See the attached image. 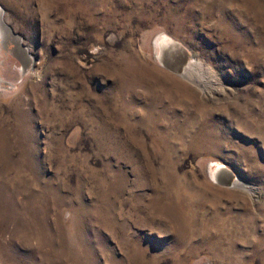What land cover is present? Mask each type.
<instances>
[{"label":"rangeland","instance_id":"374dc122","mask_svg":"<svg viewBox=\"0 0 264 264\" xmlns=\"http://www.w3.org/2000/svg\"><path fill=\"white\" fill-rule=\"evenodd\" d=\"M0 7V264H264V0Z\"/></svg>","mask_w":264,"mask_h":264},{"label":"bare ground","instance_id":"6f19581e","mask_svg":"<svg viewBox=\"0 0 264 264\" xmlns=\"http://www.w3.org/2000/svg\"><path fill=\"white\" fill-rule=\"evenodd\" d=\"M172 43L173 41H171L170 39H168L167 37H161L159 39H157L156 42V47L159 50L160 54L158 55L159 61L161 62V64H165V58L163 57V49L165 47L166 44ZM179 50H182V47H178L176 48ZM21 53L24 57H26V60H28V63L25 65V67L23 68V72H26V66H28L29 63H32L33 61V57H31L30 55V48L28 47H23L22 46V42L20 37H18L13 30L10 28V26L8 25L6 19H5V14H4V10L0 7V64L1 66H3L5 57L7 58L6 55H8V53H13L14 55H16L17 53ZM177 52V51H176ZM178 53V52H177ZM175 54V53H174ZM172 54V55H174ZM184 54V53H183ZM168 55V54H167ZM176 55V54H175ZM178 55V54H177ZM5 56V57H4ZM169 56V55H168ZM175 57V56H174ZM170 59V58H169ZM179 59H181V57H179ZM173 60L174 59H170ZM6 61V60H5ZM168 62V61H167ZM178 62V61H176ZM180 62V61H179ZM178 62V63H179ZM171 63V62H170ZM30 65V64H29ZM178 65V64H177ZM175 66V65H174ZM32 67V66H31ZM28 68V67H27ZM173 68V67H172ZM183 69V68H181ZM34 70V69H33ZM187 71V70H185ZM28 72V71H27ZM188 72V71H187ZM185 72V73H187ZM1 73V72H0ZM184 73V72H183ZM184 73V74H185ZM3 77L0 76V86H2L3 83ZM227 172V171H226ZM227 174V173H226ZM231 176V175H230ZM233 179V178H232Z\"/></svg>","mask_w":264,"mask_h":264}]
</instances>
